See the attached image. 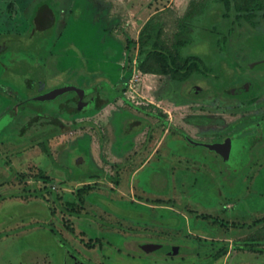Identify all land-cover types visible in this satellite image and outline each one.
Wrapping results in <instances>:
<instances>
[{
    "label": "rangeland",
    "instance_id": "obj_1",
    "mask_svg": "<svg viewBox=\"0 0 264 264\" xmlns=\"http://www.w3.org/2000/svg\"><path fill=\"white\" fill-rule=\"evenodd\" d=\"M37 1L0 0V118L12 103L5 93L23 108L0 121V264H264V104L243 110L205 78L181 84L136 65L142 32L176 52L195 21L222 27L218 13L204 12L208 0H60L59 22L32 29ZM246 29L233 33L232 50ZM253 35L234 58L248 59ZM184 52L209 55L218 74L227 70L211 79L222 92L249 83L236 95L242 99L262 88L264 64L217 66L202 39ZM30 79L39 80L38 92L77 90L27 101L36 93L25 86ZM96 93L111 102L91 113ZM75 97L86 112L70 128L61 111H72ZM35 110L57 112L69 128L51 136V157L41 140L55 129L19 135ZM144 241L162 247L145 252Z\"/></svg>",
    "mask_w": 264,
    "mask_h": 264
},
{
    "label": "trees",
    "instance_id": "obj_2",
    "mask_svg": "<svg viewBox=\"0 0 264 264\" xmlns=\"http://www.w3.org/2000/svg\"><path fill=\"white\" fill-rule=\"evenodd\" d=\"M39 4L40 3H37V5ZM205 10H211L210 12H212L213 10L215 13H218V15H214L213 17L214 19H220V21L223 22V26L221 27V25H219L218 23H215L213 25L202 24L199 26L195 24L199 23V21H195L191 24L190 37L187 38L178 47L176 52L164 48L161 45H157V43L154 42L153 38L149 40H143L144 32H142L140 50L136 60L137 67L144 72H153L161 74L163 76L169 75V77L180 82L181 84L186 83L191 79L202 77L208 80L212 89H214L216 93H225V95H228L227 97L233 96L227 99L239 101L241 103V106L243 107V110L249 109L253 106H261V104L259 103H253L255 102L256 98L259 97L260 94L264 93V89L262 90V88H260V94L258 93L257 95L247 98L243 97L242 99L236 97V95L231 94L230 89H225L222 92V90L220 91L221 85L213 84L214 82H212V80L220 79L223 75H225V72L227 73V70H223L221 71V74H218V71L215 70V72L213 68H211L213 64L211 63L209 55L202 56L199 54H189L187 52H184V49L190 46L192 43H198L199 40L202 39L204 41L209 42L210 48L211 50H213V52L216 51V54L219 57L217 66H232L231 69L234 68L236 70H241L242 68H244V66L253 67L258 66L259 64H264V54L261 55L258 53L259 50L264 52V37L260 38L258 35V33L264 32V0H246L245 3L241 0H208L204 7V12ZM151 21L152 18H150L146 22V24L144 25V30L147 29ZM241 27L247 28V33H245L243 37L246 38L248 34H254L253 36L249 37L251 38L250 42H253L251 44V49L247 51L246 54H243L248 56V59L245 61L234 58L233 52L234 49L242 47L243 37L238 42H233V50L230 48V42L234 38L233 33L237 32ZM181 60L183 62H181ZM210 73H212L211 77H209ZM247 87L248 88L245 89L242 93H245L250 89L251 86L249 83ZM193 90L194 87H192L191 92L197 97L202 96L204 94H197ZM242 93L240 94L242 95ZM119 95L124 99L127 104H130L134 107L133 102L125 98L122 94L119 93ZM4 96L5 98L3 99V102L5 104L8 103V99H10L12 103L10 108L6 111L5 116L3 115L0 118V121H3L4 118H6L7 116V118L9 119L15 118V116H17L16 113H19L20 110L23 111V108H20L22 104L17 103L12 96H7L6 94ZM100 97L101 94L96 93L92 95L87 101L88 103L92 104L96 102L98 103L97 108L91 110V113L100 111L111 102L110 99L104 101ZM29 98L30 96H28L27 101H31V99ZM82 102V100H79L77 97H75L73 99L72 105L71 103H69V106L73 109L72 111L69 109H64L63 111L60 110L62 113L64 112V114L67 118L70 119V121H72V125L70 126V128H76L77 126L83 125L82 123L75 122V119L78 115H81L86 112V108H83ZM138 109L145 110V108L143 107H138ZM41 120H43V125H40ZM30 124H33V126L30 127ZM171 125L173 126V128L175 127L173 124H170V126ZM50 129H55V132L44 136L41 140V145L44 152L49 154V156L51 157L50 149L48 146V141L50 140L51 136L57 133H63L65 132V130H69V128H67V124L63 122L61 115L50 116L46 112H38L35 110V112L32 113L31 116L27 117V119L24 121L23 127L19 128V135L26 136L31 132L36 133L38 131H45ZM22 130H25L24 135L20 134V131ZM161 203L163 205H168L167 202ZM225 253H227L226 249L218 252L215 258L218 259Z\"/></svg>",
    "mask_w": 264,
    "mask_h": 264
},
{
    "label": "flooded vegetation",
    "instance_id": "obj_3",
    "mask_svg": "<svg viewBox=\"0 0 264 264\" xmlns=\"http://www.w3.org/2000/svg\"><path fill=\"white\" fill-rule=\"evenodd\" d=\"M37 3H40L39 5H37ZM60 0H39V1H37L34 5H33V10H32V13L29 15V23L31 24V26H32V29L35 27H41V28H43V27H47V26H50V25H52V26H54L55 24H57L58 22H59V16H60V14H61V12H60ZM26 82L27 83H25V86L26 85H28V86H30V88L29 89H33V90H35L36 91V93H34L33 95H28V94H26L27 96V98H28V96H30V98L29 99H31V101H36V100H34V98H36V97H38V96H40V95H42V94H45V93H47V92H38L39 91V85H40V82H39V80H37V79H30V80H26ZM261 83V86H262V90L264 89V77L261 79V81H260ZM245 85H246V87H245ZM245 85H243L241 88H243V91L245 90V89H247L248 87H247V85L248 84H245ZM238 89H240V88H238ZM242 91V92H243ZM241 92V93H242ZM261 93V91L259 92V94ZM6 94V93H5ZM9 96V95H8ZM256 97V96H255ZM14 98V97H13ZM259 98H261L262 100H259ZM15 99V98H14ZM9 101H11L10 99H8ZM26 100H28V99H26ZM8 101V102H9ZM261 104V106L264 104V93L263 94H260L259 95V97L258 98H256V100H255V102L253 103V104ZM134 107L139 111L140 109H138V106L136 105L135 106V104H134ZM255 106H253V107H250L249 109H252V108H254ZM260 107V106H259ZM249 109H247V110H249ZM140 111H142V113H144V114H146V115H148V116H152V117H157V118H159V122L165 127V125H164V123H163V121L164 122H167L168 123V125H170L171 123L169 122V120L167 119V118H165L164 116H161L160 114H155V113H153V112H150V111H146V110H140ZM38 112H43V111H38ZM264 112V110L263 111H261V112H259V113H263ZM256 114V113H255ZM255 114H252V115H255ZM50 116H58L57 115V112H55V111H51L50 112V114H49ZM252 115H248V116H244L243 118H246V117H249V116H252ZM65 119V118H64ZM67 120H70L69 118H66ZM165 128H167V127H165ZM193 145H201V146H203V147H205L204 146V143L202 144V142H197V143H192ZM144 146L145 147H147V146H149L148 144H144ZM206 148V147H205ZM227 156H229V155H227ZM221 160H223L222 158H221ZM216 161V160H215ZM135 230H139V231H146V232H148L149 231V229H148V227L147 228H145V229H135ZM142 237H148V236H146V235H141ZM148 243H151V241H144V242H142L141 243V248L144 246V245H146V244H148ZM138 247V246H137ZM174 248V247H173ZM142 250H143V248H142ZM144 251V250H143ZM173 252V249L171 250V253Z\"/></svg>",
    "mask_w": 264,
    "mask_h": 264
},
{
    "label": "water",
    "instance_id": "obj_4",
    "mask_svg": "<svg viewBox=\"0 0 264 264\" xmlns=\"http://www.w3.org/2000/svg\"><path fill=\"white\" fill-rule=\"evenodd\" d=\"M77 88L74 87V86H67V87H62V88H58V89H54V90H51L45 94H42L36 98H34L36 101H49V100H52L54 98H56L57 96L59 95H62L64 93H66L67 91H76ZM195 92L198 93L199 92V89L198 88H194ZM243 91V88H240V89H233V90H230V93L233 94V95H238L240 94L241 92ZM5 124V122H4ZM3 123L0 124V129L2 127ZM172 126V125H171ZM173 127V126H172ZM190 142L192 143H197L196 141L190 139L189 140ZM204 146L209 149V150H214L216 149L218 146L216 144H207V143H204ZM224 147V146H223ZM224 157H227L226 155ZM162 245L161 244H156V243H148L146 245H144L142 248L145 252H152V251H155L159 248H161ZM178 250L179 248L178 247H174L173 248V255L177 254L178 253Z\"/></svg>",
    "mask_w": 264,
    "mask_h": 264
},
{
    "label": "crops",
    "instance_id": "obj_5",
    "mask_svg": "<svg viewBox=\"0 0 264 264\" xmlns=\"http://www.w3.org/2000/svg\"><path fill=\"white\" fill-rule=\"evenodd\" d=\"M227 252H228V250H227Z\"/></svg>",
    "mask_w": 264,
    "mask_h": 264
},
{
    "label": "built area",
    "instance_id": "obj_6",
    "mask_svg": "<svg viewBox=\"0 0 264 264\" xmlns=\"http://www.w3.org/2000/svg\"><path fill=\"white\" fill-rule=\"evenodd\" d=\"M132 102V101H131Z\"/></svg>",
    "mask_w": 264,
    "mask_h": 264
}]
</instances>
